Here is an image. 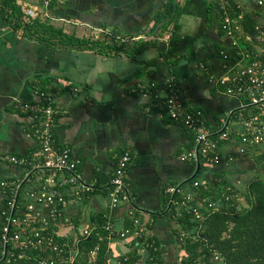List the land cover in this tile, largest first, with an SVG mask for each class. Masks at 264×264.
<instances>
[{
  "label": "crops",
  "instance_id": "crops-1",
  "mask_svg": "<svg viewBox=\"0 0 264 264\" xmlns=\"http://www.w3.org/2000/svg\"><path fill=\"white\" fill-rule=\"evenodd\" d=\"M209 1L175 0L181 13L176 21L179 30L173 36V23L159 34L160 24L155 26V16L167 0H14L23 20L28 19L24 8L31 7L67 34L101 37L107 42H112L106 37L107 31L117 34L124 47L107 53L88 47L51 46L33 39L22 27L13 26L8 16L12 10L0 2V181L24 180L22 193L39 184L35 176L24 178L26 167L12 164L3 156L29 153L35 148L28 118L13 107V102L32 100L34 87H41L54 96L57 143L70 149L84 177L97 184L85 202L70 201L63 209L62 217L67 221L57 228L60 236L75 239L81 228L92 226L100 216H109L118 229L130 227L129 209L134 206L136 216L146 227L145 237L161 246L164 264H178L182 255L176 237L180 226L165 214V188L182 183L190 189L196 179L209 187L214 168L182 161L181 154L192 146V135L182 124L170 120L150 97L132 88L139 81L163 94L166 79L175 76L185 103L201 108L212 129L236 106L238 100L218 92L208 74L198 68L203 61L212 71H218L219 50H233L231 40L220 30L219 11L216 6L209 7ZM238 1L247 14L261 9L257 0ZM156 34L158 38L154 39ZM176 39V55L167 59L160 55ZM140 42L144 46L138 52ZM124 148L134 154L128 172L133 199L131 204L122 202L110 208L107 192L114 154ZM256 149L243 154L235 144L222 143L220 150L228 161L219 164L218 170L234 169L244 158L252 160L250 156L258 152ZM4 201L5 194L0 192V212ZM138 243L137 239L116 237L107 251L108 264L115 263L118 254L139 248ZM3 250L0 242V264H4ZM57 264L67 263L60 260Z\"/></svg>",
  "mask_w": 264,
  "mask_h": 264
},
{
  "label": "built area",
  "instance_id": "built-area-1",
  "mask_svg": "<svg viewBox=\"0 0 264 264\" xmlns=\"http://www.w3.org/2000/svg\"><path fill=\"white\" fill-rule=\"evenodd\" d=\"M233 1L219 0L217 7L220 30L231 40L233 50H219L218 71H212L203 61L198 63L199 70L208 74L209 82L218 92L238 100L235 107L220 117L214 129L206 124L201 108L185 103L180 81L175 76L166 79L163 94L150 90L139 81L132 88V91L150 97L170 120L182 124L192 135V146L181 154L180 159L207 165L211 169H218L219 164L228 161L222 156V143L235 144L237 151L243 154L264 145V0L256 1L261 9L251 16L255 21L251 30H246L244 26L247 11L240 1ZM24 13L28 18L37 16L36 9L31 7L24 8ZM112 36V33L106 32L107 38ZM13 107L28 118V131L36 141V146L29 153L6 154L3 157L12 164L26 167L24 178L35 176L39 184L26 188L20 195L24 180L13 178L0 181V192L5 194L0 212L4 264H14L17 251L33 252L34 264H57L60 260L73 264L79 252V242L98 228L105 231L108 245L116 237L133 238L139 241V247L150 249L133 264H158L160 257H163L162 248L154 239L145 237L146 227L136 216L134 206L129 209L132 217L130 227L118 229L106 216L102 223L94 221L92 226L81 228L75 239L57 233L58 226L67 221L62 217L63 209L70 201L85 202L96 190L97 184L84 177L79 160L71 154L70 149L57 143L54 132L58 110L50 91L34 87L32 100L16 99ZM133 159L130 148L114 154V167L107 192L110 208L122 202L132 203L133 192L128 172ZM206 189H209L208 185L197 179L192 180L190 189H185L182 183L166 186L165 214L174 220L188 215L200 223L219 209L217 201L204 194ZM195 232H200V224ZM186 235V231L179 230L180 241ZM97 249L96 246L89 252V264L93 263ZM24 256L30 258L29 254ZM212 259L217 264H223L218 253H214Z\"/></svg>",
  "mask_w": 264,
  "mask_h": 264
},
{
  "label": "trees",
  "instance_id": "trees-1",
  "mask_svg": "<svg viewBox=\"0 0 264 264\" xmlns=\"http://www.w3.org/2000/svg\"><path fill=\"white\" fill-rule=\"evenodd\" d=\"M1 1L12 10L8 16L14 27H22L25 33L33 39L51 46H66L76 49L88 47L100 53H107L111 50H119L124 45H122L123 42L117 34H113L112 42H107L101 37L96 39L80 38L74 34L65 33L61 27L53 24L48 17L42 18L37 15L34 18L23 20L20 7L15 4L14 0ZM174 1L167 0L164 9L155 16V26L160 24L158 34L166 29L170 23H173V36H176L179 30L176 21L181 13V7L178 4L175 5ZM233 2L236 3V0ZM218 3L219 0H211L207 2V5L218 7ZM252 15L253 13L247 14L244 20L246 30H251L255 22L251 17ZM154 39L156 38L154 37ZM156 41L154 40L153 43ZM138 44V52H140L144 42ZM176 44L177 39L166 52L160 55L166 59L174 57L176 55ZM170 61L173 62L174 60L170 59ZM141 71L140 69L138 72L141 73ZM250 157L256 161L258 167L264 169V149ZM227 172V170L213 169L210 177L211 184L209 189L204 192V194L210 195L217 201L218 210L207 215L200 223L192 220L188 215L177 220L180 229L187 232L184 240H179L182 249L180 264H217L212 259L214 253L220 255L223 264H264V177H255L248 182L245 192L242 193L246 205H242L238 196V189L232 186L224 177ZM20 195L19 200L21 199ZM103 219L100 216L94 221L102 223ZM199 224L200 232L197 233L195 229ZM177 235L176 237L179 238V233ZM96 246L98 249L92 264H108L110 260L107 257V251L110 246L107 244L105 231L102 228H98L79 242V252L73 264H89V252ZM136 248V250H131L125 255L118 254L117 260L113 264H133L143 253L150 252L147 247ZM26 254H29L30 258L24 256ZM34 255L31 251L25 253L17 251L14 264H33ZM158 264H164L163 257H160Z\"/></svg>",
  "mask_w": 264,
  "mask_h": 264
},
{
  "label": "rangeland",
  "instance_id": "rangeland-1",
  "mask_svg": "<svg viewBox=\"0 0 264 264\" xmlns=\"http://www.w3.org/2000/svg\"><path fill=\"white\" fill-rule=\"evenodd\" d=\"M264 149V145L258 147L256 150L261 151ZM257 152V153H258ZM235 167V168H234ZM232 169L230 167L229 171L225 174V178L229 181V183L236 187L239 191V198L241 200L242 205H246V202L242 198V193L245 192L246 186L248 182L255 177H264V169L257 166L256 161L245 159L241 162L239 166H234ZM181 256V255H180ZM179 256V260H180ZM178 260V264L180 263ZM203 264V263H200Z\"/></svg>",
  "mask_w": 264,
  "mask_h": 264
}]
</instances>
